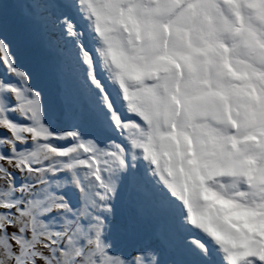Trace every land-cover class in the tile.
<instances>
[{
  "label": "snow or ice",
  "instance_id": "1",
  "mask_svg": "<svg viewBox=\"0 0 264 264\" xmlns=\"http://www.w3.org/2000/svg\"><path fill=\"white\" fill-rule=\"evenodd\" d=\"M146 3L179 0H0V264H264V233L190 223L138 146L164 69L105 56L102 25L138 37Z\"/></svg>",
  "mask_w": 264,
  "mask_h": 264
},
{
  "label": "clouds",
  "instance_id": "2",
  "mask_svg": "<svg viewBox=\"0 0 264 264\" xmlns=\"http://www.w3.org/2000/svg\"><path fill=\"white\" fill-rule=\"evenodd\" d=\"M143 30L105 24L101 48L164 69L166 111L138 146L217 236L264 233V0L146 3ZM118 71L117 68H113Z\"/></svg>",
  "mask_w": 264,
  "mask_h": 264
}]
</instances>
